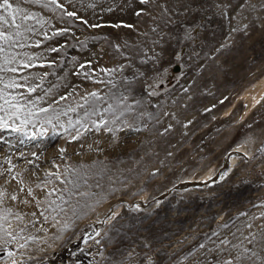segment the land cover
Wrapping results in <instances>:
<instances>
[{
    "label": "rangeland",
    "instance_id": "374dc122",
    "mask_svg": "<svg viewBox=\"0 0 264 264\" xmlns=\"http://www.w3.org/2000/svg\"><path fill=\"white\" fill-rule=\"evenodd\" d=\"M46 2L20 4L40 87L0 129V264H264V0Z\"/></svg>",
    "mask_w": 264,
    "mask_h": 264
},
{
    "label": "snow or ice",
    "instance_id": "6c2138e0",
    "mask_svg": "<svg viewBox=\"0 0 264 264\" xmlns=\"http://www.w3.org/2000/svg\"><path fill=\"white\" fill-rule=\"evenodd\" d=\"M21 2L29 3V4H39L42 3V0H0V73L8 72L13 75L9 76L7 80L4 77L0 76V129H10L13 132L20 133L22 136H28L29 133L27 131L26 126L29 124H33L35 121L33 117L36 113L29 108L28 105L33 104V101L29 100L25 93L31 94L37 91L40 85H34L29 83V75H19L17 73H24L26 69L33 68L37 65L33 63L35 60L34 56L29 55L27 52L21 54L19 52H14L16 48H24L25 44L20 43V39L24 38L23 33H32L35 31V28L29 25L27 22L35 20L37 23H41L36 17L34 13L27 11L26 9L20 6ZM146 2V0H144ZM49 5H56L59 8H63L62 4H59L57 0H47L44 3V6L47 7ZM64 15L68 17H76L77 19L82 20L84 24L88 22L83 20L82 17L77 16L75 12H65ZM99 25H92V27H98ZM118 26V25H117ZM129 27H131L129 25ZM68 29H59L54 32L53 36L63 35L67 32ZM46 39H51L48 34L43 33ZM42 41H35V46L39 47ZM48 51L57 52L59 49L50 48ZM14 65H20V67H16ZM40 67H44V64H40ZM81 68L84 67L82 64ZM104 71H111L109 69H105ZM48 75V73H44V76ZM85 77L90 79L91 77L84 73ZM34 78L41 79L42 77L36 75ZM9 89H17L22 90L16 93L9 91ZM51 89H48L45 92V95L51 94ZM89 98L93 100L98 99V93L93 91L88 94ZM37 99H43V97H37ZM60 100L66 99L65 96H61ZM21 101H24L23 103ZM58 101H54L56 103ZM88 103V100H85ZM51 107V105H49ZM73 111L75 109H72ZM110 110V109H109ZM39 112L47 113L48 108H39ZM19 123H16V121ZM45 123L51 124L52 121L50 119L46 120ZM71 126V125H70ZM111 131V129H109ZM44 132L41 130L39 133H33L32 138L36 135H43ZM77 137H73L76 139ZM8 171H11L9 169ZM223 178V177H221ZM24 191V188L20 189ZM28 194L31 195V189L29 188ZM50 194V193H49ZM12 200H16L17 197L15 195L11 196ZM5 212H10V209H5ZM19 218V217H18ZM6 219V217H0V220ZM0 232H2L6 236H10L13 240L16 239L11 232L5 230L2 225H0ZM19 247H24L23 244L19 245ZM248 250L245 249V252ZM8 256L11 258L13 253L11 251L8 252ZM16 264V262H14ZM225 264H231V261H226Z\"/></svg>",
    "mask_w": 264,
    "mask_h": 264
},
{
    "label": "bare ground",
    "instance_id": "6f19581e",
    "mask_svg": "<svg viewBox=\"0 0 264 264\" xmlns=\"http://www.w3.org/2000/svg\"><path fill=\"white\" fill-rule=\"evenodd\" d=\"M230 158V157H229ZM230 161V160H229ZM227 167H228V162L226 161V163L225 164H223L217 171H216V173H214V176L212 177L213 179H219V178H221L223 175H225V172H226V170H227ZM212 176V175H211ZM211 178V179H212ZM201 181L203 180V179H200ZM200 180L198 179V180H194V179H184V180H182V181H180V182H178L176 185L177 186H174L173 188H175V189H180V188H187V187H191V186H193V185H198V183H201L200 182ZM204 180H206V178L204 179ZM167 192V191H166ZM164 193V194H167V193Z\"/></svg>",
    "mask_w": 264,
    "mask_h": 264
},
{
    "label": "water",
    "instance_id": "95a60500",
    "mask_svg": "<svg viewBox=\"0 0 264 264\" xmlns=\"http://www.w3.org/2000/svg\"><path fill=\"white\" fill-rule=\"evenodd\" d=\"M178 68V65H176V68L175 69H177ZM175 186H177V185H175Z\"/></svg>",
    "mask_w": 264,
    "mask_h": 264
}]
</instances>
